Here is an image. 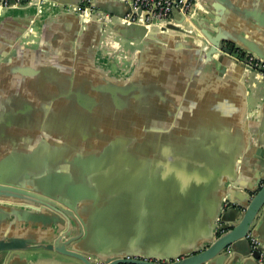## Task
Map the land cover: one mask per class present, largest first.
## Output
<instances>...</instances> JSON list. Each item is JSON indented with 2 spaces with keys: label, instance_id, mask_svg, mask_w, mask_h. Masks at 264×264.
<instances>
[{
  "label": "water",
  "instance_id": "water-1",
  "mask_svg": "<svg viewBox=\"0 0 264 264\" xmlns=\"http://www.w3.org/2000/svg\"><path fill=\"white\" fill-rule=\"evenodd\" d=\"M116 1L123 4L119 13L103 10L97 0H89L87 4L101 19L90 18L115 27L128 42L144 46L171 30L199 39L198 43L192 41L193 48L205 63L230 59L247 72L253 71L240 58L249 54L264 63L263 48L223 36L210 25L213 20L199 12L202 0H193L178 24L161 26L155 18L146 21L150 13L134 7V0ZM65 7L82 18L72 9L83 8L81 0ZM182 24L190 29H183ZM161 54L152 60L141 56L138 61H146L148 66L135 65L122 80L92 65L89 70L84 68L86 76H76L77 71L63 76L60 68L48 66L40 69L43 87L58 90L57 105L75 110L40 112L42 142L35 149L23 152L10 145L8 157L0 149V264H15L16 252L26 255L36 250L81 264H233L241 258V264H264V258L258 261L260 252L264 253V144L246 149L259 164L256 187L247 192L226 187L225 176L243 145L232 141L223 129L182 128L170 125L173 121L163 122L162 93L185 87L187 79L181 75L191 67L183 69L173 56ZM141 75L148 79L147 84H140ZM176 115V111L166 113ZM146 169L153 173L152 197L146 194L148 186L139 187L138 214L131 216L130 173ZM100 170L98 194L96 176L84 173ZM146 199L153 202L152 208L145 206ZM92 200L101 202L94 216L101 219L99 230L85 222ZM164 203L169 206L168 236L156 245L165 247V252L133 249L142 242L138 236L132 238L137 235L132 222L148 210L143 215L151 219L153 228L161 230L157 221L167 213ZM17 225L23 226L19 237L13 235ZM248 233L259 242L254 250Z\"/></svg>",
  "mask_w": 264,
  "mask_h": 264
},
{
  "label": "crops",
  "instance_id": "crops-1",
  "mask_svg": "<svg viewBox=\"0 0 264 264\" xmlns=\"http://www.w3.org/2000/svg\"><path fill=\"white\" fill-rule=\"evenodd\" d=\"M78 1L41 0L0 11V144L3 146L0 149L4 151V156H10V145L23 152L26 148L38 147L42 142L44 123L40 112L43 110H75L74 107L58 106V90L52 89L51 85L43 87L40 70L43 66L60 68L63 76H70L75 71L76 76H86L84 68L89 70V65H92L122 80L131 74L135 65L148 66L146 61H138L142 59L141 56L152 60L162 53V57L173 56L181 62L183 69L191 67V71L181 75L183 80L187 79L184 85L181 82L185 87L162 93L160 111L163 122L168 125L173 121L170 125L177 124L182 128L223 129L226 135L232 137V141L243 145L238 159L225 176L224 185L241 192L254 189L259 182V164L257 158L247 153L246 149L251 144H264V86L257 80L256 74L243 70L230 59L205 63L193 48L192 41L198 43L199 39L183 32L168 30L162 39H150L144 46L134 40L128 42L114 31L115 27L102 25L93 18L83 20L75 12L66 10L65 6L75 5ZM202 1L203 6L198 5L199 12L213 20L210 25L223 36L227 34L236 41L264 49V0ZM96 3L103 10L123 11L121 1L97 0ZM209 10H214V14ZM106 14L110 15L108 12ZM169 16L170 24L176 25L181 20V13L177 9H173ZM181 27L190 29L186 24ZM150 28L157 29L154 26ZM146 80L141 75L139 82L147 84ZM167 111H176L177 115L166 116ZM84 175L91 178L96 176V192L101 194V170ZM152 175L147 169L141 173H130V193L134 205L131 216L138 214L141 200L139 187L148 186L146 194L152 197ZM100 206L101 202L94 203L93 200L87 206L85 222L88 226H96L94 230L101 228L100 217H94ZM145 206L151 207L153 202L146 199ZM162 206L167 211L165 218L156 220L161 230L153 228L151 219L143 215L149 214L148 210L140 212L142 216L137 215L132 222V231L137 232L132 238L137 240L138 236L142 242L133 249L165 252V247L159 249L156 245L165 242L168 236L169 206L167 203ZM192 221L195 222V219ZM22 227L17 225L13 235L18 236ZM180 235L183 237L185 234L181 231ZM151 242H155L154 245L151 246ZM16 255L12 259L15 264H81L44 250L26 255L16 252ZM243 259L233 264H241Z\"/></svg>",
  "mask_w": 264,
  "mask_h": 264
},
{
  "label": "built area",
  "instance_id": "built-area-1",
  "mask_svg": "<svg viewBox=\"0 0 264 264\" xmlns=\"http://www.w3.org/2000/svg\"><path fill=\"white\" fill-rule=\"evenodd\" d=\"M41 0H0V9L17 6V5H27L38 3ZM84 4V7H76L72 9H76L82 18L88 19L91 16L95 15L98 19H101L99 12L90 7L87 3L89 0H81ZM193 0H134V7H141L143 10L150 13L149 16L146 17L147 20H151L155 18L157 20V26L165 25L166 23H170V14L173 9H177L182 15L186 16L188 13ZM146 25H151L146 24ZM240 62L244 64L246 69H251L255 74L258 81H260L264 86V63L261 62L260 59L253 55H246L239 59ZM250 242L252 250L258 247V240L255 237H252L250 233L246 236ZM264 253L260 252L258 261H263Z\"/></svg>",
  "mask_w": 264,
  "mask_h": 264
}]
</instances>
